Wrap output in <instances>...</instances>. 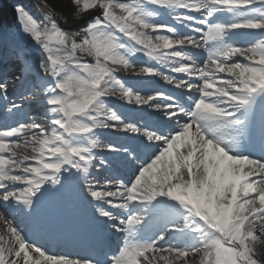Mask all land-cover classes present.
<instances>
[{
	"label": "snow or ice",
	"instance_id": "1",
	"mask_svg": "<svg viewBox=\"0 0 264 264\" xmlns=\"http://www.w3.org/2000/svg\"><path fill=\"white\" fill-rule=\"evenodd\" d=\"M71 2L13 5L41 55L14 53L20 102L0 69L37 110L0 129V264H264V0ZM73 195L115 250L47 249L39 207Z\"/></svg>",
	"mask_w": 264,
	"mask_h": 264
},
{
	"label": "rangeland",
	"instance_id": "2",
	"mask_svg": "<svg viewBox=\"0 0 264 264\" xmlns=\"http://www.w3.org/2000/svg\"><path fill=\"white\" fill-rule=\"evenodd\" d=\"M15 3H21L25 6L26 9H28L37 19L40 18L41 14L42 13H47L49 11V8L48 7H45L43 3L37 1V0H20V1H17V0H0V17L2 19V23L0 25V29L3 27L4 24H6L7 20L4 22V17H3V14H2V11H1V7H7L8 6V12L10 13V18L8 19V25L10 24V27H11V30H14L19 36L20 38L26 40V41H30L28 40L19 30V25L16 21V17H15V13L13 11V5ZM5 4V5H3ZM7 9V8H6ZM61 26L63 27V25L61 24ZM72 26V25H71ZM31 42V41H30ZM35 52L37 54H39V56L41 55V52L40 50L35 46ZM9 56L12 57L13 59H16L15 55H14V52L13 51H9ZM242 59V58H241ZM1 62V60H0ZM18 67V65H16L15 63H12L10 65H7L5 66L6 69H8L10 71V75H7L6 77H11L9 81H7L8 85L11 86L9 87V92H13V91H16L17 94L14 95L15 99L17 102H20L19 101V93L23 90L21 88V83L22 81H19L16 79V77L19 75V71H13L11 69L13 68H10L9 67ZM19 68V67H18ZM13 71V72H12ZM12 72V73H11ZM127 75V74H125ZM7 79V78H6ZM158 79V78H157ZM161 84H164L163 81H159V83L156 85V86H159ZM166 87H169L167 86L166 84H164ZM27 114V115H26ZM19 117H24V120L22 121H25L27 119V116H36L37 115V110H36V107L33 106V105H30L28 103H25L24 106H23V110L22 112H20L19 114H17ZM18 117V118H19ZM21 121V119H20ZM13 126V125H12ZM2 129V128H0ZM2 207L3 206H0V210H2ZM14 213V212H13ZM20 217L18 218V224L21 225V221H20ZM199 263V258H196L192 264H197Z\"/></svg>",
	"mask_w": 264,
	"mask_h": 264
},
{
	"label": "bare ground",
	"instance_id": "3",
	"mask_svg": "<svg viewBox=\"0 0 264 264\" xmlns=\"http://www.w3.org/2000/svg\"><path fill=\"white\" fill-rule=\"evenodd\" d=\"M37 1L45 5L48 4L52 5L53 7L56 8L57 13H63L64 15L69 16V18L71 17V13L74 11V7L71 0H37ZM8 10H9L8 6L1 7V11L4 17V22L7 20L6 21L7 23L4 24L3 27L0 29V55L2 53V50L3 51L13 50L16 51V53L26 54L27 57L32 62L35 61L39 57V54L34 52L35 45L32 42L26 40L23 43L21 38L17 35V33L10 29L8 25L9 22L8 19L10 18V13L8 12ZM57 20L63 25V27L71 26L70 24L69 25L63 24V21L61 20L59 15H57ZM2 45L4 48H2ZM0 69H4V68L1 67ZM3 227H4L3 224H0V231L3 230Z\"/></svg>",
	"mask_w": 264,
	"mask_h": 264
}]
</instances>
